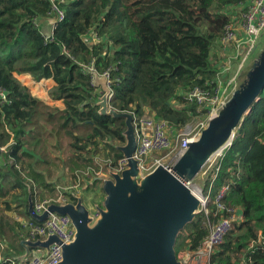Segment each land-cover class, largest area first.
I'll return each instance as SVG.
<instances>
[{"label": "trees", "instance_id": "trees-1", "mask_svg": "<svg viewBox=\"0 0 264 264\" xmlns=\"http://www.w3.org/2000/svg\"><path fill=\"white\" fill-rule=\"evenodd\" d=\"M245 1L58 0L64 19L46 41L49 30L39 26L48 24V0H0V87L9 101L0 104V264L24 253L14 216L29 218L28 194L32 201L53 199L56 174L72 181L76 171L97 168V156L114 162L122 156L124 121L98 113L101 92L81 64L93 61L100 73L110 68L116 110L138 114L147 107L179 129L197 114L185 93L210 88L205 83L214 79L224 27ZM16 75L51 80L47 95L60 106L32 95ZM218 166L213 192L228 183L225 202L240 207L245 222L225 236L209 264H264V88ZM100 183L86 191L96 192ZM209 184L208 178L203 193ZM206 223L201 210L185 225L177 254L199 247Z\"/></svg>", "mask_w": 264, "mask_h": 264}, {"label": "water", "instance_id": "water-1", "mask_svg": "<svg viewBox=\"0 0 264 264\" xmlns=\"http://www.w3.org/2000/svg\"><path fill=\"white\" fill-rule=\"evenodd\" d=\"M246 66L239 84L198 138L171 166L158 164L145 175L132 157L136 144L133 114L113 108L105 79L95 77L94 85L101 91L98 113L124 121V143L118 150L127 162L119 174L109 171V177L99 179L104 196L101 205L93 206L96 217L80 196H75V202L51 203L38 214L28 194L27 212L32 219L43 221L49 212H56L71 220L73 239L61 246L59 264H183L174 248L177 236L201 211L200 199L187 182L214 154L231 144L243 116L258 100L264 88V45ZM2 151L0 147V155ZM52 243L60 244L54 234L45 240L24 239L21 256L29 248H48Z\"/></svg>", "mask_w": 264, "mask_h": 264}, {"label": "built area", "instance_id": "built-area-1", "mask_svg": "<svg viewBox=\"0 0 264 264\" xmlns=\"http://www.w3.org/2000/svg\"><path fill=\"white\" fill-rule=\"evenodd\" d=\"M57 1L48 0L49 9L46 12V17L43 18L49 25V34H44L46 41L52 40V33L56 30L58 23L64 19L65 12ZM245 2V9L236 8L232 13L230 22L224 27L223 36L216 47V59L218 61L214 79L205 83V87L210 86V88L196 86L185 93L184 98L189 103L197 105V114L192 119L200 117V115L205 117L196 124L191 123V119L183 127L175 129L166 120L157 118L147 107L143 108L140 113L133 114L132 123L136 144L132 157L137 160L142 175L150 172L158 164L171 166L185 152L188 144L198 138L208 120L216 114L231 91L239 84V75L246 66V58L255 52L257 40L264 33V0H246ZM93 39H96L95 34H93ZM81 67L82 72L89 76L93 87H96L94 85L95 77H103L106 81V87L109 89L108 98H113L110 68L100 73L95 69L93 61L88 64H81ZM232 69L235 72L229 77ZM8 102L6 93L0 87V104ZM163 151H165L164 154L158 157L154 156ZM168 155L171 157L169 161H166ZM216 155L217 161L214 167L209 172L204 173L208 174L204 183L208 178L210 179L209 188L206 193H203V189L198 192L200 193V209L207 218L208 234L197 249L179 254V259L183 264H209L210 256L223 242L225 236L236 231L245 222L242 209L238 206L230 207L225 202L229 190L228 183H223L213 192V183L218 178V161L221 158V153ZM95 162L98 168L89 167L86 170L93 177V182L103 177H109V171L119 174L125 169L127 158L122 155L116 162L109 158ZM104 168L105 170H103ZM82 172L81 170L75 172V178L71 181L73 189L78 185H83L85 181L88 182L89 177ZM67 192V189L64 188L53 199L40 200L35 198L33 201L34 211L41 214L51 203H64L69 201V196H78L75 192L67 196L69 194ZM93 216H97L95 211ZM209 216L214 220H209ZM14 219L21 224L24 239L45 240L48 235L54 234L60 244L52 243L48 248H29L25 256L11 260V264L60 263L62 259L61 246L72 241L74 235V228L68 215L49 212L43 221H36L32 218L24 219L18 216H14ZM262 238L260 236L259 242L263 240ZM261 245L264 249V242H261Z\"/></svg>", "mask_w": 264, "mask_h": 264}, {"label": "rangeland", "instance_id": "rangeland-1", "mask_svg": "<svg viewBox=\"0 0 264 264\" xmlns=\"http://www.w3.org/2000/svg\"><path fill=\"white\" fill-rule=\"evenodd\" d=\"M263 45H264V33L257 40L256 51L254 52V54L249 55L246 58V65L247 66L252 63L254 57H256L258 51L261 49V47H263ZM234 72H235L234 69H232V71L229 73L228 76L230 77ZM16 76L15 77L19 80V82L22 85H25L26 87L29 88V90L31 91L32 95H34V96L38 97L39 99L45 101L49 105H53L54 104V105L60 106L59 102H56V103L53 102L52 100L49 99V97L47 95L48 89L50 87H52V85H53V82L51 80L49 82H47V83L46 82L39 83V82L33 81L27 75H16ZM204 117H205L204 115H200V117H196V118L192 119L190 122L193 123V124H196V123H198L201 120V118H204ZM1 148L3 149V147H1ZM164 153H165V151H163L159 155H154V156L158 157V156H160V155H162ZM170 157H171V155H168V158H166V161H169ZM103 159H104V157L97 156L95 158V161L101 162V160H103ZM216 161H217V155L214 154L212 156V158L204 165V167H202V169H200V171L196 174V176L192 180H189V182H187L188 186L190 187L191 190L199 192L201 189H203L204 180L208 176V174H204V173L205 172H209L210 169H212V167H214V164L216 163ZM88 168L89 167H87L84 170H81V171H83L82 174L86 173L87 176L89 177L88 178V182L86 183V181H85L83 185H78L74 189L71 186V180H69L67 177H64V176H63V179H58V175L56 174L55 177L53 178L52 182L54 184H56L55 185L56 196L58 195V192L61 189H64V188H66L67 191H68L67 193H69V194H67V196H69V195H71V193L75 192L78 196L82 197L84 205L88 208L90 214L93 215V213H94L93 206L95 204H102L103 200H102V192L100 191V188H99L101 186V183L98 185V188H97L96 192L93 193V191H86L87 190L86 187L88 185L89 186L93 185V181H92L93 177H91V174L86 171ZM93 168L95 169L96 167H93ZM103 170H105V168ZM70 189H72V190H70ZM199 195H200V193H199ZM36 198H38V196ZM183 253H186V251H180L178 254H183Z\"/></svg>", "mask_w": 264, "mask_h": 264}, {"label": "crops", "instance_id": "crops-1", "mask_svg": "<svg viewBox=\"0 0 264 264\" xmlns=\"http://www.w3.org/2000/svg\"><path fill=\"white\" fill-rule=\"evenodd\" d=\"M41 29H45V30H49V25L48 24H46L45 22H40V26H39ZM47 32V31H46ZM256 51V50H255ZM254 54V53H253ZM17 77V76H16ZM50 80H41V81H39V83H42V82H49ZM63 177V176H62Z\"/></svg>", "mask_w": 264, "mask_h": 264}, {"label": "bare ground", "instance_id": "bare-ground-1", "mask_svg": "<svg viewBox=\"0 0 264 264\" xmlns=\"http://www.w3.org/2000/svg\"><path fill=\"white\" fill-rule=\"evenodd\" d=\"M198 197H199V193L198 192H196V191H194V190H192Z\"/></svg>", "mask_w": 264, "mask_h": 264}, {"label": "clouds", "instance_id": "clouds-1", "mask_svg": "<svg viewBox=\"0 0 264 264\" xmlns=\"http://www.w3.org/2000/svg\"><path fill=\"white\" fill-rule=\"evenodd\" d=\"M22 218V217H21ZM29 218H31V217H29ZM24 219H27V218H24Z\"/></svg>", "mask_w": 264, "mask_h": 264}]
</instances>
